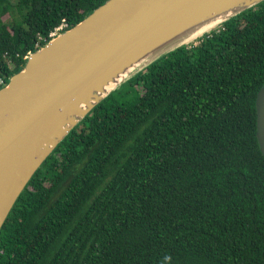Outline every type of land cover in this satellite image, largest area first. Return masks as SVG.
I'll use <instances>...</instances> for the list:
<instances>
[{
    "label": "trees",
    "instance_id": "1",
    "mask_svg": "<svg viewBox=\"0 0 264 264\" xmlns=\"http://www.w3.org/2000/svg\"><path fill=\"white\" fill-rule=\"evenodd\" d=\"M105 1L0 0L3 84ZM263 83L264 0L94 106L14 202L0 264H264Z\"/></svg>",
    "mask_w": 264,
    "mask_h": 264
},
{
    "label": "water",
    "instance_id": "2",
    "mask_svg": "<svg viewBox=\"0 0 264 264\" xmlns=\"http://www.w3.org/2000/svg\"><path fill=\"white\" fill-rule=\"evenodd\" d=\"M261 1L106 0L28 53L23 67L0 87V229L46 157L110 92L186 45L215 16L234 8L208 32ZM112 79L113 87L104 92ZM254 112L264 158V83L255 95Z\"/></svg>",
    "mask_w": 264,
    "mask_h": 264
},
{
    "label": "bare ground",
    "instance_id": "3",
    "mask_svg": "<svg viewBox=\"0 0 264 264\" xmlns=\"http://www.w3.org/2000/svg\"><path fill=\"white\" fill-rule=\"evenodd\" d=\"M234 8L233 9H229L217 16H215L214 18H212L211 20H209L206 24L204 23L197 31H195L193 33V35L189 38V40L187 41V43L191 42L192 40H195L196 38H198L199 36H201L203 33H206L208 32V30L212 29L214 26H216V24L222 19L224 18L225 16H227L228 14H231L233 12ZM120 77V76H119ZM122 78V77H121ZM120 80V79H119ZM114 79H112L110 81V83L106 84V86L104 87V92L109 90L110 88L113 87V82ZM103 92V93H104ZM102 93V94H103ZM79 107L81 109H84V106L83 105H79ZM70 118H74V117H70Z\"/></svg>",
    "mask_w": 264,
    "mask_h": 264
},
{
    "label": "rangeland",
    "instance_id": "4",
    "mask_svg": "<svg viewBox=\"0 0 264 264\" xmlns=\"http://www.w3.org/2000/svg\"><path fill=\"white\" fill-rule=\"evenodd\" d=\"M6 18H7V17H5L4 20H6ZM192 42H196V40H192L191 42L187 43V46H188L189 44L192 45V44H193ZM115 97H117V100H122L123 102H128V103H130V102L133 101V98L135 97V94H134V91H129V92H128L126 95H124V96H121V97L118 98V96L115 95Z\"/></svg>",
    "mask_w": 264,
    "mask_h": 264
},
{
    "label": "built area",
    "instance_id": "5",
    "mask_svg": "<svg viewBox=\"0 0 264 264\" xmlns=\"http://www.w3.org/2000/svg\"><path fill=\"white\" fill-rule=\"evenodd\" d=\"M64 24H61V25H59L58 27H56L54 30H53V32L52 33H50V38L52 37V36H54V35H56L57 33H59V32H61L62 31V29L64 28ZM197 39V38H196ZM195 39V40H196ZM193 44L192 45H195L196 44V42H192ZM3 85V82H2V80L0 79V87Z\"/></svg>",
    "mask_w": 264,
    "mask_h": 264
}]
</instances>
